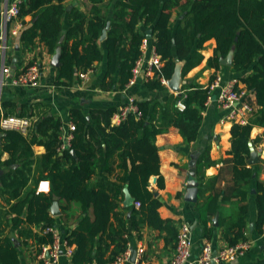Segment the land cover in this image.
<instances>
[{"label": "trees", "instance_id": "trees-1", "mask_svg": "<svg viewBox=\"0 0 264 264\" xmlns=\"http://www.w3.org/2000/svg\"><path fill=\"white\" fill-rule=\"evenodd\" d=\"M57 1L22 3L20 17L32 15L36 21L22 31L20 42L25 48H33L39 38L53 55L62 48L58 86H71L78 80V72L105 59L101 89L125 90L142 55L148 28L153 30L150 43L163 63L154 68L153 77L146 83L152 91L164 89L163 80L172 77L176 59L184 62V77L200 65L204 59L201 50L212 39L217 46L208 61L210 67L220 68V59L233 50V70L237 73L253 70L239 80L256 93L259 109L248 124L234 123L231 129L233 182L236 196L245 202L248 194L245 188L253 175L247 164L250 136L255 126H264V0H117L112 15L109 8L102 6L105 0H91L89 19L77 8L67 13L62 5L64 0ZM177 9L183 14L175 25L171 18ZM64 16H67L66 30ZM108 21L110 29L102 47L100 38ZM62 36L65 38L60 45ZM183 88L186 105L183 112L176 107L179 97L173 95L166 105L137 101L140 116L129 113L119 125H112L117 108L92 111L90 118L72 108L69 119L76 130L71 147L65 150L60 149L63 123L54 115L39 116L28 134L2 130L0 264H22L20 247L28 246L29 241L38 254L44 246L53 244V234L46 229L60 225L50 212L55 198L60 199L66 219L72 203H78L82 210L76 226L63 232L68 244L74 247L71 264H113L129 250L131 231L140 234L145 227L166 231L176 243L179 229L173 221L161 218L162 202L150 190V179L158 177V188H164L157 136L175 127L186 142L198 139L203 120L201 110L208 102L210 87L186 83ZM29 110L24 107L19 117L33 118L34 113ZM34 146H43L46 152L36 156ZM6 153L8 159L2 160ZM211 164L208 147L200 151L197 173L201 174ZM42 180L50 183L48 193H37ZM257 183L256 231L262 235L264 183ZM125 190L135 203L129 208L130 218L121 207ZM219 209V193L197 205L206 237L211 236L210 217ZM247 212V206H242L236 221L227 227L225 238L231 246L247 240ZM60 218L65 220V216Z\"/></svg>", "mask_w": 264, "mask_h": 264}, {"label": "crops", "instance_id": "crops-1", "mask_svg": "<svg viewBox=\"0 0 264 264\" xmlns=\"http://www.w3.org/2000/svg\"><path fill=\"white\" fill-rule=\"evenodd\" d=\"M23 2H27V0H0V47L2 43V10L14 4H17L20 8ZM53 2L56 4L58 1L53 0ZM116 2L117 0H105L102 6L109 8L112 15ZM62 5L67 13L77 8L84 12L88 19L90 18L91 0H64ZM182 14L183 12L179 9L174 10L171 18L172 23L178 24V20ZM63 19L66 30L68 28L67 16H64ZM34 20L36 19L32 15H26L9 24L6 36L8 44L6 53L0 48V61L5 59L7 65L12 69V76L21 73L27 66L32 64H37L40 69L38 87L15 86L10 81L4 86L0 94V100L3 105V112L7 117H19V113L24 107L31 108L34 113L33 118H38L45 113L60 118L63 123L62 130L65 133L70 122L69 113L72 108L81 110L90 118L92 111L106 110L111 107L117 108L119 112L129 97L134 98L135 101H152L166 105L167 100L172 95L179 97L177 102L184 95V88L183 95L180 97L173 93L167 85H164V89L161 90L152 91L148 89L146 83L148 78L153 77L152 74L148 76L147 74L140 75L136 84L126 90L104 91L101 89V84L106 71L105 59L94 63L91 67L93 72L89 75L87 81L80 82L77 80L71 86H58L56 84L58 69L51 65L53 54L49 52V49L39 38L35 40L33 48H25L20 42L22 31L31 23H34ZM108 23L111 24V21H108ZM152 40L153 38L151 42ZM100 42L102 43V47H104L103 42L101 40ZM216 46V40L212 39L208 41L201 50L204 56L202 63L184 77L186 83H195L204 87H211L218 77L221 78L220 86L214 88L211 92L212 99L201 110L203 120L198 139L192 143L186 142L180 131L175 127H171L167 132L157 136L156 145L160 156V172L164 178L165 186L162 189L158 188V177L153 176L150 179V190L162 202V206L159 209L162 219L173 221L178 229L182 223L190 225L193 239L192 259L201 256L203 248L208 242L211 244L214 258L222 250L246 243L248 246L244 250V253L235 260H214L212 264H264V233L258 235L256 231L258 215L256 200L258 195L257 182L264 183V126H255L251 132L249 144H252L255 151L261 155L256 164H250L251 153L247 160L248 166L253 169V175L245 188L248 192L245 202H240L236 196V186L233 182L232 154H230L232 149V126L234 123L248 124L254 113L259 109L256 103V93L249 90L239 80L245 75L252 74L253 70L250 69L237 73L233 70V64L228 67L221 63L218 69L210 67L208 61L214 56ZM148 57L149 54L146 55V59ZM145 68L146 65L144 64V73ZM229 84H234L237 91L244 93L237 107L241 108L244 104H247L253 110L243 117L239 116L238 121H223L228 112L218 102V96L222 88ZM118 112L112 118V125H119L121 123L117 117ZM2 138L0 139V143ZM208 147L212 164L204 168L201 174H198L196 171L198 156L201 150ZM33 149L36 156H41L46 152L43 146H34ZM5 159H8L7 153L2 156V160ZM192 174L196 175L199 182L198 199L195 203L186 200L188 193L187 184ZM40 185H42L43 189ZM47 187L48 189H46ZM36 189L37 193H48L50 183L47 180H42ZM127 191L125 190L124 192L121 207L126 209L127 217L130 218V207L125 206L128 195ZM215 193H219L220 209L210 217L208 228L211 229V236L206 237L203 231L204 226L201 224L197 212V205L198 203H204L208 197ZM57 200L60 214L54 216L51 213V216L56 218L60 223L56 228L63 235L65 230H68V228L73 229L76 226V220L82 216V210L78 203H72L67 213L69 217L66 219V214L64 215L62 211V203L60 199L57 198ZM242 206H247L248 208L246 214L247 240L240 241L235 246H231L226 240L225 234L227 227L236 221ZM217 215L218 221L217 225H215L214 220ZM63 216H65V220L60 218ZM252 224H254L253 229H251ZM129 226H131V223ZM175 244V240L166 231H158L145 227L140 234L131 231L129 251L131 253L133 249L137 251L143 249L144 253L140 260L143 264H170L175 253ZM38 255L37 248L33 246L32 241H29L28 246L20 247L22 264H39ZM59 264H71V258L63 255L60 258ZM127 264L135 263L129 261Z\"/></svg>", "mask_w": 264, "mask_h": 264}, {"label": "built area", "instance_id": "built-area-1", "mask_svg": "<svg viewBox=\"0 0 264 264\" xmlns=\"http://www.w3.org/2000/svg\"><path fill=\"white\" fill-rule=\"evenodd\" d=\"M19 18L20 8L17 4L6 7L1 12L2 43L0 48L4 53H6L8 48L6 36L9 30V24ZM150 40L151 39L146 38L142 43V55L136 61L135 67L132 71L133 76L130 79V82L127 85L126 89L134 86L140 75L147 74L148 76L149 74H152L154 68H160L162 65L161 57L156 52V48L154 47V45L150 43ZM147 54H149V57L146 59ZM144 64L146 65L145 73L143 72ZM92 72V68H89L86 71L78 72V80L80 82L87 81L89 75L92 74ZM39 80L40 69L37 64L27 66L23 71H21V73L12 76V69L9 65H7L5 59H2V61H0V94L4 89V86L9 81L15 86L38 87ZM220 80L221 78L218 77L216 81L211 85L208 101L212 99V90L220 86ZM166 83L167 81L163 80V84L167 85ZM243 96L244 93L237 91L234 87V84H229L222 88L218 96V102L220 103L221 107L225 108L228 112L223 121H238L239 116L243 117L245 116V114H249L253 111L252 108L247 104H244L241 108L237 107V105L241 102ZM136 102L137 101H135L134 98H128L126 104L118 112L117 117L120 119V122H122L129 113H135L138 117L140 116V112L138 110ZM177 109L181 112L186 109L184 98H181L177 102ZM36 120L37 118L5 116L0 100V132H2V130H16L23 134H28L33 126V123ZM75 130L76 126L71 121L68 123V129L66 130V132L63 133L62 130V143L60 147L61 150H65L71 147L73 132ZM40 187L42 188V185H40ZM46 189H48V187ZM136 206H139V204H136ZM46 232H50L53 234L54 242L53 244L44 246L42 248V251L38 255L39 260L43 261L44 264H59L60 258L63 255L71 258L74 247L68 244L67 240L63 237L60 230L52 227L47 228ZM247 246L248 244L242 243L238 244L235 247H229L225 250L220 251L219 254H217V256L214 258L211 244L208 242L205 244L201 256L196 259H192V230L188 223H182L179 225L175 253L170 264H212L214 260L231 261L242 255ZM143 253V249L137 251V259L135 264H143L140 261ZM130 255L131 253L129 250L120 254L113 264H127L129 262Z\"/></svg>", "mask_w": 264, "mask_h": 264}, {"label": "water", "instance_id": "water-1", "mask_svg": "<svg viewBox=\"0 0 264 264\" xmlns=\"http://www.w3.org/2000/svg\"><path fill=\"white\" fill-rule=\"evenodd\" d=\"M36 21V20H34ZM110 29V23L107 24L106 28L104 29L102 36L100 38V40L103 42L106 38H107V32ZM146 35L148 39H152V35H153V30L152 29H148L146 31ZM64 36L61 37L59 44L61 45L64 41ZM61 56H62V48L59 47L55 54L53 55L52 58V62L51 65L52 67L59 69V67H61ZM233 58H234V51L232 50L229 55L226 58H221L220 59V63L224 66H232L233 64ZM176 66H175V70L174 73L172 75V77L167 80V86L168 88L175 94H177L178 96H182L183 95V87L186 84V81L184 80V76H183V69H184V62L176 59ZM3 133H0V139L2 138ZM250 147V153H251V159H250V164H256L259 161V157H260V153L256 152L253 145L249 144ZM73 154L74 151H72ZM194 173V172H193ZM1 171H0V178H1ZM187 188H188V193L186 196V200L192 203H195L198 199V193H199V182L198 179L196 178L195 174H192L191 179L188 181L187 184ZM128 195L126 197V201H125V206L126 207H131L134 204V199L133 197L129 194V191H127ZM57 198H55V201L52 205V207L50 208V212L54 215L57 216L60 214V211L58 209V202H57ZM217 221H218V215L216 216L214 223L215 225H217ZM254 224L251 225V229H253ZM137 259V250L133 249L131 251V255H130V259L129 261L131 262H136Z\"/></svg>", "mask_w": 264, "mask_h": 264}]
</instances>
